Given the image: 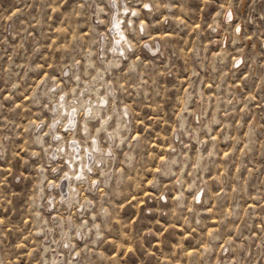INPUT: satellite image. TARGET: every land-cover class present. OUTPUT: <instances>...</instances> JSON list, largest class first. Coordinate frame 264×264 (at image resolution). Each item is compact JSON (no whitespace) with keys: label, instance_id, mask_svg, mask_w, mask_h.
Wrapping results in <instances>:
<instances>
[{"label":"rangeland","instance_id":"obj_1","mask_svg":"<svg viewBox=\"0 0 264 264\" xmlns=\"http://www.w3.org/2000/svg\"><path fill=\"white\" fill-rule=\"evenodd\" d=\"M0 264H264V0H0Z\"/></svg>","mask_w":264,"mask_h":264},{"label":"bare ground","instance_id":"obj_2","mask_svg":"<svg viewBox=\"0 0 264 264\" xmlns=\"http://www.w3.org/2000/svg\"><path fill=\"white\" fill-rule=\"evenodd\" d=\"M146 6L148 7V9H149V7H150V8L152 7L150 4H146ZM136 13H137V12H136ZM141 25H142V24H141ZM142 26H143V25H142ZM120 39H121V38H120ZM127 42H128V41H127ZM127 42H126V43H127ZM126 43H125V44H126ZM128 43H129V42H128ZM129 44H130V43H129ZM129 46H130V45H129ZM120 50H121V49H120ZM117 52H118V51H117ZM113 53H114V52H113ZM104 100H105V99H104ZM62 103H64V102L62 101ZM98 103H99V102H98ZM103 103H104V102H103ZM60 105H61V104H59V106H60ZM62 106H63V105H62ZM62 106H61V108H62ZM65 106H66V105H65ZM65 106H63V109H65V108H64ZM74 107H75V106H74ZM97 110H98V108L90 107L88 111H89V112H92V113H93V112H96V113H97ZM64 111H65V110H64ZM67 111H68V109H67ZM89 112H87V113H89ZM86 115H89V114H86ZM94 115H95V114H94ZM96 116H98V115L96 114ZM92 117H93V116H92ZM96 118H97V117H96ZM118 120H119V119H118ZM105 122H106V121H105ZM74 125H75V124H74ZM85 125H86V124H85ZM104 125H105V123H104ZM104 125H103V126H104ZM84 127H85V126H83V128H84ZM86 127H87V126H86ZM86 127H85V128H86ZM92 147H94V149H92V148H88V147H87L88 149H87L86 151L89 150L90 152H92L91 154H93L92 156H94V160H98V159L100 158V156H99V155H100V151H102V150H100L99 146H97V145H95V146L93 145ZM58 148H59V147H58ZM89 151H88V152H89ZM59 153H60V152H59ZM69 153H70V152H69ZM101 153H102V152H101ZM67 155H68V154H67ZM84 155H85V154L83 153V154H82V157H83ZM72 158H73V157H72ZM80 158H81V156H80ZM102 158H103V157H102ZM82 159H84V158H82ZM72 160H73V159H72ZM74 161H75V160H74ZM81 161H82V160H81ZM83 161L85 162V160H83ZM84 162H83V164H84ZM104 162H105V161H104ZM78 163H80V162H78ZM83 166H84V165H83ZM82 172H83V171H82ZM82 174L84 175V173H82ZM68 176H69V175H68ZM69 177H70V176H69ZM72 179H73V178H72ZM86 179H87V178H86ZM82 181H83V180H82ZM67 185H69L68 188H67V191H68L67 193L69 194V196H70L71 194L73 195V193H72L73 190H71L73 187H72V188L70 187V182H69ZM74 187H75V186H74ZM74 189H75V188H74ZM72 195H71V196H72ZM69 198H70V197H69ZM199 198H200V195L197 194V196H196V200L199 199Z\"/></svg>","mask_w":264,"mask_h":264}]
</instances>
